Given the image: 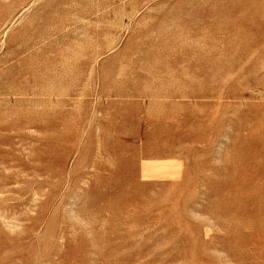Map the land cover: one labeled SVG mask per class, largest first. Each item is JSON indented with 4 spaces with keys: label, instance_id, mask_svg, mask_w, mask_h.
<instances>
[{
    "label": "rangeland",
    "instance_id": "1",
    "mask_svg": "<svg viewBox=\"0 0 264 264\" xmlns=\"http://www.w3.org/2000/svg\"><path fill=\"white\" fill-rule=\"evenodd\" d=\"M0 264H264V0H0Z\"/></svg>",
    "mask_w": 264,
    "mask_h": 264
},
{
    "label": "bare ground",
    "instance_id": "2",
    "mask_svg": "<svg viewBox=\"0 0 264 264\" xmlns=\"http://www.w3.org/2000/svg\"><path fill=\"white\" fill-rule=\"evenodd\" d=\"M33 257V256H32ZM29 258H31L30 256H29Z\"/></svg>",
    "mask_w": 264,
    "mask_h": 264
}]
</instances>
